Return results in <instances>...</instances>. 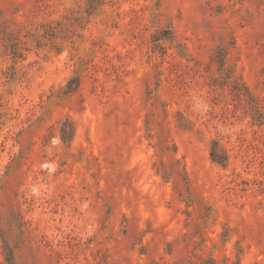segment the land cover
Wrapping results in <instances>:
<instances>
[{
  "label": "rangeland",
  "instance_id": "obj_1",
  "mask_svg": "<svg viewBox=\"0 0 264 264\" xmlns=\"http://www.w3.org/2000/svg\"><path fill=\"white\" fill-rule=\"evenodd\" d=\"M235 80L264 111V0H0V264H264Z\"/></svg>",
  "mask_w": 264,
  "mask_h": 264
},
{
  "label": "trees",
  "instance_id": "obj_2",
  "mask_svg": "<svg viewBox=\"0 0 264 264\" xmlns=\"http://www.w3.org/2000/svg\"><path fill=\"white\" fill-rule=\"evenodd\" d=\"M225 59L226 54H222L216 57L215 61H218L221 65V69H225ZM231 75H227V79H231ZM234 90L236 91V95L239 96L242 100H245L243 97L246 95L248 99H246L248 107L250 111L254 112L255 122L259 125H264V111L260 110V103L259 100L249 91V89L244 85L245 92L240 88L239 82L235 80L233 82ZM211 157L213 161L226 166L229 161V156L226 151L220 147L218 142H214L213 149L211 152Z\"/></svg>",
  "mask_w": 264,
  "mask_h": 264
}]
</instances>
